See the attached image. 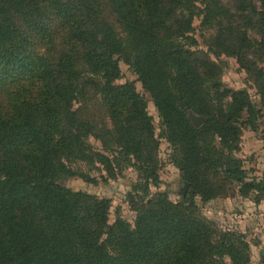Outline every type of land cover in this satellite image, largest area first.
Wrapping results in <instances>:
<instances>
[{
    "label": "trees",
    "instance_id": "1",
    "mask_svg": "<svg viewBox=\"0 0 264 264\" xmlns=\"http://www.w3.org/2000/svg\"><path fill=\"white\" fill-rule=\"evenodd\" d=\"M195 19L210 32L206 50ZM221 55L254 82L260 109L223 86ZM256 56L264 63V0H0V264H250L244 242L193 201L236 183L240 196L264 197V179L246 180L234 153L238 120L264 121ZM120 60L157 109L186 183L177 202L150 191L159 141L134 84L115 83ZM81 163L137 170L132 223L109 222L107 198L61 184L93 180Z\"/></svg>",
    "mask_w": 264,
    "mask_h": 264
},
{
    "label": "rangeland",
    "instance_id": "2",
    "mask_svg": "<svg viewBox=\"0 0 264 264\" xmlns=\"http://www.w3.org/2000/svg\"><path fill=\"white\" fill-rule=\"evenodd\" d=\"M194 28V36L198 40L199 47L206 50L204 42L210 32L202 29L200 19L194 20ZM255 59L260 65H264L263 62H259L257 56ZM216 61L221 67L220 78L223 86L230 90H245L251 103L256 109H260L258 90L239 66L236 58L221 55ZM119 67L121 73L115 83L132 82L134 84L145 100L146 110L152 118L154 133L159 141L157 151L159 184L156 187L151 186L150 191L151 193L164 191L170 200L177 202L186 194V183L181 180L179 170L171 162V148L168 142L158 136L160 118L151 95L141 86L137 75L122 60L119 61ZM190 115L197 117L192 113H189V117ZM252 121L246 120L245 115L238 120L240 134L235 143L234 153L242 161L246 180L259 181L264 179V121L259 113H255ZM91 142L95 147L100 148L99 141L91 140ZM80 168L93 180L73 176L61 180V184L72 190L86 191L98 197L107 198L110 201L109 222H113L116 216L120 215L132 223L135 212L131 208L129 194L137 181V170L129 164L121 171L115 169L114 173L105 172L101 167L92 168L84 163L80 164ZM193 202L196 212L205 216L218 228L234 234L237 239L244 242V254L250 264H264V197L256 201L255 191L242 197L238 193L236 183L229 186L226 194L209 201H202L199 196H195ZM226 261L229 263L228 259Z\"/></svg>",
    "mask_w": 264,
    "mask_h": 264
},
{
    "label": "water",
    "instance_id": "3",
    "mask_svg": "<svg viewBox=\"0 0 264 264\" xmlns=\"http://www.w3.org/2000/svg\"><path fill=\"white\" fill-rule=\"evenodd\" d=\"M190 118H191V120L193 121V123L195 125H200L203 122V120H204V118L201 117V116L193 117V116L190 115Z\"/></svg>",
    "mask_w": 264,
    "mask_h": 264
}]
</instances>
